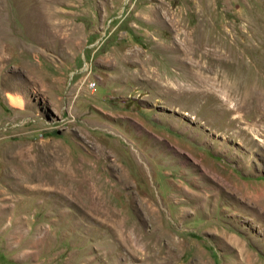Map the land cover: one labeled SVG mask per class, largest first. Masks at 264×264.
Masks as SVG:
<instances>
[{"label": "rangeland", "instance_id": "obj_1", "mask_svg": "<svg viewBox=\"0 0 264 264\" xmlns=\"http://www.w3.org/2000/svg\"><path fill=\"white\" fill-rule=\"evenodd\" d=\"M0 264H264V0H0Z\"/></svg>", "mask_w": 264, "mask_h": 264}]
</instances>
